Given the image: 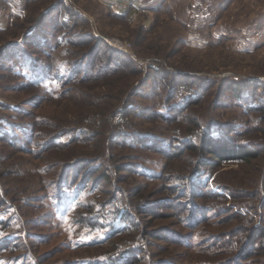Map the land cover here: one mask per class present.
I'll return each instance as SVG.
<instances>
[{
    "label": "rangeland",
    "instance_id": "374dc122",
    "mask_svg": "<svg viewBox=\"0 0 264 264\" xmlns=\"http://www.w3.org/2000/svg\"><path fill=\"white\" fill-rule=\"evenodd\" d=\"M49 1L0 32L24 42L0 60V264H264V0H154L114 32ZM49 3L78 24L42 28ZM197 166L201 196L171 187Z\"/></svg>",
    "mask_w": 264,
    "mask_h": 264
},
{
    "label": "trees",
    "instance_id": "16d2710c",
    "mask_svg": "<svg viewBox=\"0 0 264 264\" xmlns=\"http://www.w3.org/2000/svg\"><path fill=\"white\" fill-rule=\"evenodd\" d=\"M37 1L38 0H27V6L26 7H28V5H30L31 3H37ZM51 1L52 0H50L49 2H51ZM80 16H81L80 13H78V11H76L74 8H70V7L64 6L62 4L60 5V4H52V3L50 4L49 3L48 5H46L45 7L42 8L41 14H40L39 18H40V22L42 23L41 24V27L42 28H44L46 26V24L48 23V21L50 23V21H51L50 18H51V19H54L55 20V23H58V25H57L58 28L59 27L62 28V27L69 26V29H73L75 27V25L78 24V22H79L78 20H79ZM36 18H38V17H36ZM29 20H33V19L30 18ZM40 22H39V24H40ZM37 29L38 28H35V27L31 28L29 30V32L26 34V36L27 37H30L34 32H36ZM2 31H4V29H0V32H2ZM39 37H43V36H39ZM86 37H89V35H86ZM23 43H21V42H14V43H10V44H4L3 46H1L0 47V50H1V52H0V60L9 51H11L13 49H16V48H18L20 46H22ZM71 43H76V42H71ZM65 63H66V68L63 67L64 69L63 68L62 69L65 70V71H66V69H68L69 70L68 73L71 74L72 73L71 68H72V66H74L75 62H73L71 60V58H67V60H65ZM126 70L127 69H111V70H107L106 71V74H109V76L122 75V78H120V80H123L124 83H125V85L127 86V89L130 90L132 84L130 83V76H128V75L125 74V71ZM73 72H76V71H73ZM133 72H136V71H133ZM229 85H230V86H228L229 88H232L233 91H235L237 94H239L241 96V93H240L241 90L240 89L242 87H241L240 84H238L237 82H233V83H231ZM127 93H128V91H127ZM110 99H112V98H110ZM118 102L120 104L122 102V100H119ZM113 105H116V103L113 104ZM92 106H93V104H92ZM81 114H83V118L88 117L89 115H91L90 113H87V112L86 113L85 112H81ZM64 135H69L71 137L72 135H76V134H74V131H69V132L68 131H61L58 134H56L55 136H53L52 137V140L46 139V140H43L41 143L43 144V143L47 142V140H49V143L52 141V144L55 143L56 145H58L59 148L60 147H63L65 145L69 144L68 143V140L67 141H62V142H57V141H58V138H60V137H62ZM39 136H40V134H38V137ZM211 137L215 138L212 135H211ZM0 138L3 139L4 138V135H1ZM12 139L15 140V141H17L19 138L18 137H13ZM73 139L75 140V138H73ZM130 139H127L126 142H128ZM132 140L138 141L137 138H132ZM164 145L167 147V148L164 147V150H165V153L166 154L168 153L170 155H173V157L176 156V155L172 154L173 153V150L175 151V147H176L175 145H171V146L169 144H167V145L164 144ZM209 145H211V139H208L206 141V143L203 144L200 147L195 146L194 144L190 143V146H189L188 149H190L191 151H193V150H200L202 152V155L205 156L204 155L205 154V147L208 146V147H210L212 149L214 147V145H213V147H211ZM221 145H222V148L223 147H228V146H225V144H221ZM231 149L234 150L233 148H229V147L228 148H223V150H226V151H225L224 154H222V152L220 150H216V148H215L213 151L210 152V154L213 157H216V159H218V160H221L222 158L223 159H226V158H228V156H230V157L232 156V153H231L232 150ZM246 159H247V157H246ZM202 162H203V159H201V163ZM194 171L196 172V174L194 173L195 176L193 177L192 180H191V177L194 174L191 175V176H180V177L174 176L170 180L165 179V178L164 179L165 180H168L169 182L172 183L171 187H175V185H177V187H179V186H181V187L188 186L189 191L191 193L201 196V194H200L201 192L199 190L194 189L193 186L191 188V185L194 183V180L197 179L198 173L201 172V170L199 171V167L198 166L194 168ZM161 177L163 178V175ZM175 183H177V184H175ZM177 203L178 202H175L174 204L179 207L180 205H178ZM189 204L190 205L193 204V206H194V203L193 202H191ZM0 241H2V240H0ZM244 253H246V252H244ZM127 255H128V258H129L130 257V253H128ZM107 259H109V260H107ZM116 261L125 262L126 261L125 255H122V256H120L119 258H116V259L115 258H106V260H104V261H98L95 264H115Z\"/></svg>",
    "mask_w": 264,
    "mask_h": 264
},
{
    "label": "crops",
    "instance_id": "0c3cea01",
    "mask_svg": "<svg viewBox=\"0 0 264 264\" xmlns=\"http://www.w3.org/2000/svg\"><path fill=\"white\" fill-rule=\"evenodd\" d=\"M74 7L83 12L84 17L92 23L96 29L114 32L109 20L136 22L138 18L150 12L155 4L154 0H72ZM27 0H0V29L10 18H18L21 12H25ZM155 3V4H154ZM25 17V15H23ZM143 18V17H142ZM140 18V19H142ZM145 18V17H144ZM143 18V19H144Z\"/></svg>",
    "mask_w": 264,
    "mask_h": 264
},
{
    "label": "built area",
    "instance_id": "2783aa9c",
    "mask_svg": "<svg viewBox=\"0 0 264 264\" xmlns=\"http://www.w3.org/2000/svg\"><path fill=\"white\" fill-rule=\"evenodd\" d=\"M65 3L68 4L67 1H65ZM107 43L111 47H113L115 49H119L120 51H123V52H127L129 49H131V46H132V44H130L126 41H123V40H119V39L118 40H115V39L114 40H108Z\"/></svg>",
    "mask_w": 264,
    "mask_h": 264
}]
</instances>
